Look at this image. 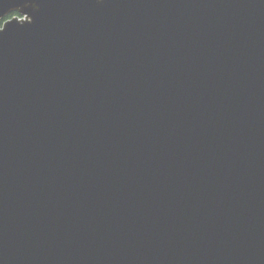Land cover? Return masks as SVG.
Returning a JSON list of instances; mask_svg holds the SVG:
<instances>
[{
  "label": "water",
  "instance_id": "water-1",
  "mask_svg": "<svg viewBox=\"0 0 264 264\" xmlns=\"http://www.w3.org/2000/svg\"><path fill=\"white\" fill-rule=\"evenodd\" d=\"M0 264H264V0H0Z\"/></svg>",
  "mask_w": 264,
  "mask_h": 264
},
{
  "label": "trees",
  "instance_id": "trees-1",
  "mask_svg": "<svg viewBox=\"0 0 264 264\" xmlns=\"http://www.w3.org/2000/svg\"><path fill=\"white\" fill-rule=\"evenodd\" d=\"M17 15H18L17 13H14V14H12L11 16H9L8 19H11V18H13V17H15V16H17Z\"/></svg>",
  "mask_w": 264,
  "mask_h": 264
}]
</instances>
